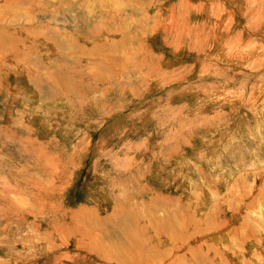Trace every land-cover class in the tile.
<instances>
[{"label":"rangeland","instance_id":"374dc122","mask_svg":"<svg viewBox=\"0 0 264 264\" xmlns=\"http://www.w3.org/2000/svg\"><path fill=\"white\" fill-rule=\"evenodd\" d=\"M33 1L0 0L45 38L0 50V264H264V0Z\"/></svg>","mask_w":264,"mask_h":264},{"label":"bare ground","instance_id":"6f19581e","mask_svg":"<svg viewBox=\"0 0 264 264\" xmlns=\"http://www.w3.org/2000/svg\"><path fill=\"white\" fill-rule=\"evenodd\" d=\"M42 0H40V2H41ZM6 1H4V3H5ZM11 2V1H10ZM9 2V3H10ZM32 4H34V5H36L35 7H33L34 9V12H36V11H40L41 12V14H42V12H43V6H44V4H43V6L42 5H40V3L39 2H37V0H35V1H33V3ZM54 4H55V2H54ZM53 4V5H54ZM69 4V3H68ZM30 6V5H29ZM4 7V6H3ZM28 7V6H27ZM31 7H32V5L30 6V9H31ZM1 8H2V6L0 5V13H1V15H0V21H3V23L1 24L0 23V50L1 51H3L2 52V55L4 56V55H6L5 57H17L18 55H19V51H20V36H21V33H20V26H17V27H19V28H17L16 30L14 29L13 31H12V36H11V34L9 33V31L6 29V28H4V24H5V22H7V21H10L11 19H13V18H9V20L7 19V17L9 16V14H6V15H8V16H5V17H3V15L5 14L4 12H3V10H1ZM29 8V7H28ZM4 11H6V10H4ZM22 12H26L28 15H29V18H30V21H32L31 20V17H32V15H30V13H31V11L29 10V9H25V11H24V9L22 8V10H21ZM17 12V11H16ZM19 14V13H18ZM17 15V14H16ZM11 16V15H10ZM17 17V16H16ZM24 16H22V18H23ZM28 17V16H27ZM26 17V19H29V18H27ZM18 18V17H17ZM20 18H21V16H20ZM7 19V20H6ZM41 19V18H40ZM14 20V22H16L17 20H15V19H13ZM18 20H20V19H18ZM21 21V20H20ZM29 21V22H30ZM33 21H34V19H33ZM13 22V23H14ZM19 22V21H18ZM25 22V21H24ZM28 22V23H29ZM39 25H40V23H38ZM15 25V24H14ZM13 26V25H12ZM35 26V25H34ZM37 26V25H36ZM38 27V26H37ZM15 28H16V26H15ZM33 29V28H32ZM32 29H30L29 28V26H25L24 24H23V33H24V35H22L21 37L23 38V40L24 41H26V46L27 47H25V49L24 50H28V52L30 53L31 51H29V50H31L30 49V45H31V42L32 41H34L35 40V42L37 43V45L38 46H40V45H42V43L44 44L45 43V38L44 39H42V30H39V33H40V35H41V37H39V35L37 34V33H33V30ZM44 35V34H43ZM114 35V34H113ZM65 37V36H64ZM48 43V42H47ZM92 43V42H91ZM53 44H54V42H53ZM96 44V43H95ZM44 46V45H43ZM97 46V45H96ZM22 47V46H21ZM55 47V46H54ZM85 47V46H84ZM40 48H44V47H42V46H40ZM56 49V48H55ZM9 50V51H8ZM22 50V49H21ZM41 50L42 49H40V52H41ZM97 50V49H96ZM32 54V53H31ZM80 55H82V54H80ZM22 57V56H21ZM84 58V57H83ZM4 59V58H3ZM24 59V58H23ZM80 59H81V57H80ZM91 59H92V57H91ZM17 60H19V59H17ZM78 60V59H77ZM88 60H89V58H88ZM5 61V60H4ZM29 61V60H28ZM38 61V60H37ZM90 61V60H89ZM1 62V61H0ZM7 62V61H6ZM31 62H33L32 60H31ZM76 62V61H75ZM9 63V62H8ZM29 63V62H28ZM34 64H36V63H34ZM2 65H4L5 66V64H2ZM8 65V64H7ZM2 67V66H1ZM71 69V68H70ZM62 72H64V71H62ZM66 73H67V71H65ZM64 72V73H65ZM71 72V71H70ZM63 73V74H64ZM72 74V73H71ZM78 74V73H77ZM79 75V74H78ZM70 76V75H69ZM75 76V75H74ZM98 76V75H97ZM100 77V76H99ZM65 79V78H64ZM69 79V78H68ZM72 79V78H71ZM80 79V78H79ZM98 79V78H97ZM66 80V79H65ZM79 81V80H78ZM81 82V81H80ZM103 82V81H102ZM84 83V82H83ZM86 83V82H85ZM70 84V83H69ZM52 86V85H51ZM234 171H236V170H234ZM221 202V201H220ZM263 207V206H262ZM262 213V212H261ZM223 222H225L226 223V221H223ZM211 224V223H210ZM224 224V223H223ZM202 225H203V223H202ZM227 226V225H226ZM220 227V226H219ZM218 227V228H219ZM212 228H214V226H212ZM224 228V227H223ZM219 230V229H218ZM238 230V229H237ZM213 231V230H212ZM216 231V230H215ZM211 232V231H210ZM221 232V231H220ZM209 233V232H208ZM243 233V232H242ZM227 235V234H226ZM245 236V235H244ZM255 239V238H254ZM257 243V242H256ZM254 247V246H253Z\"/></svg>","mask_w":264,"mask_h":264}]
</instances>
